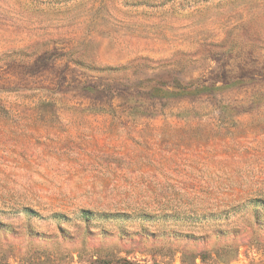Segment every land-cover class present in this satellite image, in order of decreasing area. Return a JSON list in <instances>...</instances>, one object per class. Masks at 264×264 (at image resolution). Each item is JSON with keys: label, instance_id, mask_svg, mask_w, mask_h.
I'll use <instances>...</instances> for the list:
<instances>
[{"label": "rangeland", "instance_id": "rangeland-1", "mask_svg": "<svg viewBox=\"0 0 264 264\" xmlns=\"http://www.w3.org/2000/svg\"><path fill=\"white\" fill-rule=\"evenodd\" d=\"M0 264H264V0H0Z\"/></svg>", "mask_w": 264, "mask_h": 264}]
</instances>
